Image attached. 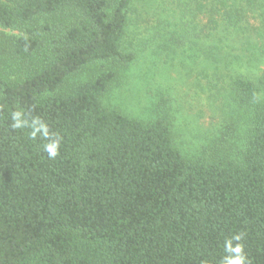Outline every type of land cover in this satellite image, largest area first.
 <instances>
[{
    "label": "trees",
    "instance_id": "1",
    "mask_svg": "<svg viewBox=\"0 0 264 264\" xmlns=\"http://www.w3.org/2000/svg\"><path fill=\"white\" fill-rule=\"evenodd\" d=\"M238 1L198 4L229 122L185 155L167 119L101 103L134 59L121 46L133 0H0V27L19 33L0 35V264H224L228 240L264 264V74L239 71L229 44L264 0Z\"/></svg>",
    "mask_w": 264,
    "mask_h": 264
},
{
    "label": "rangeland",
    "instance_id": "2",
    "mask_svg": "<svg viewBox=\"0 0 264 264\" xmlns=\"http://www.w3.org/2000/svg\"><path fill=\"white\" fill-rule=\"evenodd\" d=\"M208 1L133 0L121 46L133 52L134 59L115 69L101 99L104 108L129 117L167 119L173 140L185 155L198 154L216 137L217 127L229 122L221 110L226 91L219 93L222 81L212 78L207 64L212 54L207 48L209 39L195 35L212 26L211 12L198 10V4ZM258 6L251 8L255 11ZM255 12L240 10L241 25L254 28L229 44L234 45L232 52L241 53L238 70L257 81L264 74V13ZM222 13L213 12L216 17ZM0 35L11 39L19 33L0 27Z\"/></svg>",
    "mask_w": 264,
    "mask_h": 264
},
{
    "label": "clouds",
    "instance_id": "3",
    "mask_svg": "<svg viewBox=\"0 0 264 264\" xmlns=\"http://www.w3.org/2000/svg\"><path fill=\"white\" fill-rule=\"evenodd\" d=\"M12 120H13L12 128H14V129L21 128L26 123L25 121H23L21 119V113H19V112H13L12 113ZM36 123H39V127L35 128L32 131L31 137L35 138L36 133L38 131H42L44 137L47 138L49 136V131H48L47 125L43 124L42 122H36ZM59 147H60V140H59V138H57L55 140H51L50 142L46 143L44 145V150L48 153L49 158H55L58 155ZM233 239L239 240L240 236L236 235L235 237H233ZM226 249L230 253H234L235 255L227 258L225 260L224 264H245V257L243 255L242 245L237 244V245L233 246L231 240H228L226 242Z\"/></svg>",
    "mask_w": 264,
    "mask_h": 264
}]
</instances>
